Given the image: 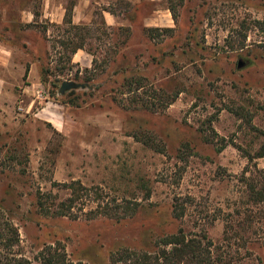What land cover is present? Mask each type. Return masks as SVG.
Segmentation results:
<instances>
[{"label": "rangeland", "instance_id": "374dc122", "mask_svg": "<svg viewBox=\"0 0 264 264\" xmlns=\"http://www.w3.org/2000/svg\"><path fill=\"white\" fill-rule=\"evenodd\" d=\"M256 21L264 0H0V216L20 233L0 256L43 264L45 246L61 243L74 262L128 264L123 250L153 253L183 231L207 235L214 264H264V203L251 193L264 158L247 156L264 143ZM135 77L146 94L179 95L142 109L125 85ZM64 82L75 88L62 94ZM76 181L138 208L90 219L91 192L78 219L40 214V192L58 204Z\"/></svg>", "mask_w": 264, "mask_h": 264}, {"label": "trees", "instance_id": "16d2710c", "mask_svg": "<svg viewBox=\"0 0 264 264\" xmlns=\"http://www.w3.org/2000/svg\"><path fill=\"white\" fill-rule=\"evenodd\" d=\"M183 2L184 0H179V5L183 4ZM170 10L176 18V8L171 6ZM254 29L264 31V21H256ZM150 31L158 32L159 30L150 29ZM247 38V34L243 35L240 46L241 49L245 47ZM62 45L67 49L72 48L73 54L77 53L79 49H82V46L77 47V45L71 42H63ZM260 45L264 49V42ZM125 85L127 86L129 93H133L131 104L137 105L142 109L153 111L164 109L171 105L179 95V93H177L169 96L168 94L159 93L158 90H155L154 88H151V93L149 90L148 95L146 94V89H148L147 80L143 77L129 79ZM136 138H138V135ZM145 143L148 147L156 149V151L161 154L166 153L165 145L161 143L156 144L151 137H148V139L145 140ZM247 156L250 160L264 158V143L254 155L248 153ZM63 187L69 189L71 194L68 198L58 204H55L50 196L42 194L41 192L38 194V208L41 215L51 218L69 217L78 219L79 216L74 213V211L76 207L78 208L79 205L82 206V203L85 202L84 197L91 196V192L95 195L93 196L95 198H92L91 202L97 203V208L91 212L93 216H91L90 219L105 216L120 220L125 218L126 214L132 213L130 215H133L138 208V204H133L132 202L125 200L119 202L118 199H112L105 204L101 198L102 194H100V190H87L83 187L81 182L76 181L70 184H63ZM251 193L253 195V201L256 204L264 203V186L261 190H258V185H254ZM174 213L176 217H181L184 213V209H180L179 205H176ZM19 245L20 233L18 228L10 221L3 220L0 216V249L3 250L4 253H10ZM212 245L213 244L208 239L207 235L190 238L183 231H180L177 234L164 236L157 240L156 252L151 253L147 251L123 250V252L120 253V260L128 264H214L211 251ZM15 255L17 256V254ZM1 256L0 264H33L30 260L24 257L7 258L6 255L3 257ZM40 260L43 264H85L81 261L74 262L70 260L65 247L62 246L61 243L45 246L40 253Z\"/></svg>", "mask_w": 264, "mask_h": 264}, {"label": "water", "instance_id": "95a60500", "mask_svg": "<svg viewBox=\"0 0 264 264\" xmlns=\"http://www.w3.org/2000/svg\"><path fill=\"white\" fill-rule=\"evenodd\" d=\"M243 65H244V63H239V68H241ZM72 88H75V85L72 82H64L62 84L60 92L63 94L66 91L71 90Z\"/></svg>", "mask_w": 264, "mask_h": 264}, {"label": "crops", "instance_id": "0c3cea01", "mask_svg": "<svg viewBox=\"0 0 264 264\" xmlns=\"http://www.w3.org/2000/svg\"><path fill=\"white\" fill-rule=\"evenodd\" d=\"M76 10H77V7H76ZM30 15L29 16H31L32 17V13H29ZM50 15V14H49ZM31 21V20H30ZM0 51H5V52H7V51H9V49L7 48V47H3V45H0ZM2 58H3V56H2V54L0 55V60H2ZM0 63H2V62H0ZM1 83H2V81H1V79H0V89H1ZM264 167V166H263Z\"/></svg>", "mask_w": 264, "mask_h": 264}]
</instances>
